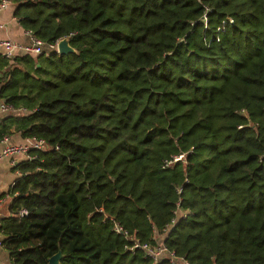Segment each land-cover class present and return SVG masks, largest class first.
<instances>
[{
    "label": "trees",
    "instance_id": "16d2710c",
    "mask_svg": "<svg viewBox=\"0 0 264 264\" xmlns=\"http://www.w3.org/2000/svg\"><path fill=\"white\" fill-rule=\"evenodd\" d=\"M8 1L43 46L0 56V141L47 146L1 194L11 264H169L112 221L187 264H264V0Z\"/></svg>",
    "mask_w": 264,
    "mask_h": 264
},
{
    "label": "built area",
    "instance_id": "2783aa9c",
    "mask_svg": "<svg viewBox=\"0 0 264 264\" xmlns=\"http://www.w3.org/2000/svg\"><path fill=\"white\" fill-rule=\"evenodd\" d=\"M10 2L8 0H0V11L8 7ZM203 21H205V17L202 16ZM24 34L27 36L26 43H19L7 38H0V56L6 60H10L15 56L16 53H29L31 55L40 54L42 51L43 43L36 37H34L31 32L25 31ZM56 41L47 45L48 49L55 52L56 50ZM19 110L13 108L7 104H0V115L7 113H18ZM6 138H2L0 142H3V146L0 148V159L1 158H10L12 161V165L16 166V160L19 158L23 159H31L33 156L31 155L32 151H42L47 148L43 139L37 138H25L19 144H9L6 143ZM14 173L16 176L20 175V172L14 169ZM7 196L4 198H0V206L5 203L7 200ZM26 214L25 209H20L18 211L19 216H23ZM111 230L118 235H121L124 239L128 240L130 244V249L139 248L143 250L153 261H158L159 258L165 257L169 264H176V262H181L182 264H187L180 258L173 256L169 253L163 245H156L150 247L147 244L140 243L138 240L131 238L116 222L112 221ZM165 255V256H164Z\"/></svg>",
    "mask_w": 264,
    "mask_h": 264
},
{
    "label": "crops",
    "instance_id": "0c3cea01",
    "mask_svg": "<svg viewBox=\"0 0 264 264\" xmlns=\"http://www.w3.org/2000/svg\"><path fill=\"white\" fill-rule=\"evenodd\" d=\"M0 38H7L19 43H26L27 36L24 34V30L16 22L12 16V7L8 6L5 9L0 11ZM1 104V102H0ZM6 143L9 144H19L23 141L17 134L11 135L6 138ZM3 146V142H0V148ZM16 177L14 173V166L10 158H1L0 159V198L7 196H1L5 193L8 185ZM6 202V201H5ZM3 203L0 206V217L4 212ZM0 264H11L6 251L0 245Z\"/></svg>",
    "mask_w": 264,
    "mask_h": 264
},
{
    "label": "water",
    "instance_id": "95a60500",
    "mask_svg": "<svg viewBox=\"0 0 264 264\" xmlns=\"http://www.w3.org/2000/svg\"><path fill=\"white\" fill-rule=\"evenodd\" d=\"M55 53L57 54L75 53V50L69 45L68 38L63 37L57 40ZM60 257L61 254L59 251H57L55 254L51 255L47 259V264H57Z\"/></svg>",
    "mask_w": 264,
    "mask_h": 264
}]
</instances>
